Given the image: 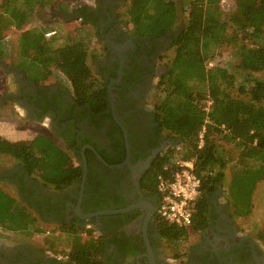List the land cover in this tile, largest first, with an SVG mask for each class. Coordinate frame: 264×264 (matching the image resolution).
<instances>
[{
  "label": "trees",
  "instance_id": "trees-1",
  "mask_svg": "<svg viewBox=\"0 0 264 264\" xmlns=\"http://www.w3.org/2000/svg\"><path fill=\"white\" fill-rule=\"evenodd\" d=\"M77 1L0 0V44L11 28L20 31L32 21L37 6L57 2L61 10L69 11L68 5ZM236 2L235 12L226 18L220 8L221 0H128L120 15L122 23L137 37L156 39L177 32L172 48L174 59L160 84L156 115L160 132L177 146H170L152 163L149 189L160 201L158 178H171L178 161H194L201 188L191 226L170 225L157 215L160 236L168 246L177 247L190 235L207 228L210 199L225 182L227 170L231 172L228 200L236 219L252 213L253 194L264 181V80L253 77L264 72V0ZM70 11L75 20H84L81 28L85 29L86 8ZM181 14L187 17L182 28L178 26ZM229 26L233 28L231 33ZM81 28L55 31L50 40L45 38L50 32L45 28L22 33L20 69L35 83L47 81L54 70L60 72L69 82L76 104L90 114H109L107 84L95 78L88 64L92 37L79 34L84 31ZM224 47L233 50L236 70L246 75L238 85L227 69L210 66ZM229 145L237 154L227 150ZM88 154L89 151L86 157ZM0 156L17 160L30 176L60 190L83 175V168L71 162L66 151L46 134L19 142L0 135ZM23 203L0 188V228L31 237L40 232L32 211L38 217L42 214ZM101 250L102 246L92 241L88 247L72 249L70 262L103 264Z\"/></svg>",
  "mask_w": 264,
  "mask_h": 264
},
{
  "label": "flooded vegetation",
  "instance_id": "flooded-vegetation-1",
  "mask_svg": "<svg viewBox=\"0 0 264 264\" xmlns=\"http://www.w3.org/2000/svg\"><path fill=\"white\" fill-rule=\"evenodd\" d=\"M125 2L91 0L78 6L86 8L88 26L101 42L91 65L97 79L107 84L109 114H90L61 82L38 84L17 66L4 69L13 75L14 87L1 95L0 109L20 108L25 123L47 127L57 146L83 168V175L60 190L30 176L15 159L0 170V183L24 206L41 213L38 217L31 209L37 224L48 229L41 247L4 234L0 264H71L72 250L66 255L55 251L51 240L59 234L80 237L81 230L102 246L103 264H264L263 249L241 232L239 218L233 217L219 189L210 199L209 223L198 233V243L183 254L169 255L164 248L157 224L159 197L149 189L148 171L172 143L160 132L156 115L167 73L159 64L172 50L177 32L156 39L134 36L120 17ZM70 10L60 8L53 14L68 23L84 22L75 20Z\"/></svg>",
  "mask_w": 264,
  "mask_h": 264
},
{
  "label": "rangeland",
  "instance_id": "rangeland-1",
  "mask_svg": "<svg viewBox=\"0 0 264 264\" xmlns=\"http://www.w3.org/2000/svg\"><path fill=\"white\" fill-rule=\"evenodd\" d=\"M91 0H79L75 3H71L68 6L72 9L78 7L81 4H91ZM128 0L125 2L124 9L121 11L122 15L125 11V8L127 7ZM54 5H39L35 8V12L33 15L32 21H30L29 24H27L24 29L18 31L15 28H11L3 38L0 44V97L2 94L8 91L11 81L9 80L6 72H5V67H19L22 64V60L20 57V50H19V40L20 36L22 33H24L27 30L30 29H37L40 30L41 28H45L48 31H62V32H67L70 30H75L77 28H81V22H75L72 23L71 25H68V23H65L63 20L58 19L56 16H54L53 12L56 9H60L58 7V3L52 2ZM220 8L222 12L224 13L225 18L229 15H231L233 12H235L237 8V2L236 0H221L220 3ZM70 10V9H68ZM182 15V14H181ZM186 15H182L180 22H179V27L182 28L186 22ZM226 20V19H224ZM63 21V22H62ZM125 25V24H124ZM81 30H84L83 32L80 31L79 34L85 35L90 34L91 35V43L89 45V59H88V64L92 69L93 68L91 63L93 62L92 59L94 58L93 55L96 54V52H99V48L101 47V42L98 38L97 31H95L94 28H91L89 26H86L85 29L81 28ZM233 31V28L229 26L228 32L231 33ZM61 43V42H60ZM96 49V50H95ZM98 55V54H97ZM174 59V50L172 49L166 57L160 62L159 65L165 66L167 69L171 67V62ZM237 64V57L235 56L233 50L231 48L224 47L219 50L218 55L212 61L211 67L216 68V67H221L227 69L232 75H234L236 84H240L241 81H243L246 77V75L240 71H237L235 66ZM178 72H180V69H177ZM167 72V71H166ZM93 75L97 79L96 75L93 72ZM189 75V73L187 74ZM186 76V75H185ZM256 79H262L264 80V72L255 74L253 76ZM66 78L58 71L54 70L52 77H50L47 81H41L38 84H47V85H53L55 82H61L64 85H66ZM234 95L236 94V91H233ZM4 109V108H2ZM0 109V126L3 123L11 124V127L14 129H23L25 130L24 134L18 139H9L10 141H31L32 139L35 138L38 134H46L51 136L50 132L48 131L47 127L41 126V125H36V124H30V123H25V120L21 119L22 114L23 116L25 115L23 110L20 108H10L7 107V110L4 111ZM7 116V117H6ZM5 138V137H3ZM6 139V138H5ZM8 140V139H7ZM13 141V142H14ZM56 144L60 145L58 142ZM170 146H177V143L172 142ZM169 146V147H170ZM227 150L231 151L232 154H237L236 150L231 146H227ZM68 155V154H67ZM69 159L71 162H73L72 157L68 155ZM15 163V160L11 157L7 156H0V170L12 166ZM231 178V172L230 169L227 170L226 172V180L223 183L221 187H223L226 191V196H228V185L230 182ZM0 188L3 189L6 193L10 194L12 197L16 198L15 194L13 191L8 188L3 186L0 183ZM220 189V187H219ZM239 222V227L241 228V232L247 235H250L256 242L259 243L261 248L264 251V239L260 237H264V181L261 182L258 187L256 188L254 194H253V210L252 213L246 217V218H241L238 219ZM38 228L40 229V238L37 239V235L34 234L31 237H26L20 234L16 233H9V232H4L0 228V239H3L6 234L7 236L13 237V236H18L17 239L20 241H28V242H33L35 243L38 247H41L42 245V239L44 238L42 234H45L44 231H48V229L43 226V224L39 223ZM57 233V232H56ZM80 233V232H79ZM59 234V233H57ZM55 235L52 238L51 244H53L52 249L55 251H60L64 255L67 254L70 250L76 248H84L90 246V240L89 238H82V237H76L74 238L73 235H66V234H59ZM7 238V237H6ZM37 239V240H36ZM75 242H77L75 244ZM89 243V244H88ZM92 243V242H91ZM198 243V234H192L189 236L187 241H182L177 244V247L168 246L167 244L164 245V248L166 249L167 253L169 255L172 254H183L186 252L191 245Z\"/></svg>",
  "mask_w": 264,
  "mask_h": 264
},
{
  "label": "built area",
  "instance_id": "built-area-1",
  "mask_svg": "<svg viewBox=\"0 0 264 264\" xmlns=\"http://www.w3.org/2000/svg\"><path fill=\"white\" fill-rule=\"evenodd\" d=\"M55 35V31H50L45 34V38L50 40ZM200 139L202 146L203 133ZM200 188L201 180L195 174L194 161L176 162V171L171 178L167 179L163 176L158 178L157 191L161 198L158 207L160 218L177 227L191 226L193 207L200 196Z\"/></svg>",
  "mask_w": 264,
  "mask_h": 264
},
{
  "label": "crops",
  "instance_id": "crops-1",
  "mask_svg": "<svg viewBox=\"0 0 264 264\" xmlns=\"http://www.w3.org/2000/svg\"><path fill=\"white\" fill-rule=\"evenodd\" d=\"M72 9V8H71ZM56 10V9H55ZM59 19V18H58ZM63 22V21H62ZM65 22V21H64ZM65 23H68V22H65ZM73 23H75L73 21ZM72 23H68V25H71ZM7 74V73H6ZM9 80L11 81V85H10V88H13V84H14V78H13V75L11 74H7ZM67 82V81H66ZM66 86L69 88V83L67 82L66 83ZM4 111H6L5 109H2ZM7 117V116H6ZM25 130L23 129H14L13 127H11V124H7V123H3L1 126H0V135L2 137H5L6 139H18V137L22 136L24 134ZM14 141V140H13ZM16 142V141H14ZM219 192L222 193V195L224 196V199L227 200L228 197L226 196V191L223 187L220 186V189H219ZM81 235L80 237L82 238H87L86 237V234L89 233V231L87 230H81ZM77 242H75L76 244Z\"/></svg>",
  "mask_w": 264,
  "mask_h": 264
},
{
  "label": "water",
  "instance_id": "water-1",
  "mask_svg": "<svg viewBox=\"0 0 264 264\" xmlns=\"http://www.w3.org/2000/svg\"><path fill=\"white\" fill-rule=\"evenodd\" d=\"M122 130L124 131V133H125V136H126V132H125V130H124V128L122 127ZM89 149H92L93 150V148H91V147H88ZM83 162H84V178H85V175H86V172H87V164H86V158H85V156H84V152H83ZM107 213H114V212H107ZM106 213V214H107ZM87 218H89V216H86L85 217V219H87Z\"/></svg>",
  "mask_w": 264,
  "mask_h": 264
}]
</instances>
